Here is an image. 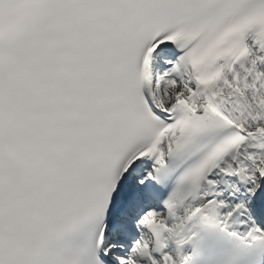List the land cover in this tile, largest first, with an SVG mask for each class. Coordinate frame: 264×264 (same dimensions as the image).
Masks as SVG:
<instances>
[{"label":"snow or ice","instance_id":"1","mask_svg":"<svg viewBox=\"0 0 264 264\" xmlns=\"http://www.w3.org/2000/svg\"><path fill=\"white\" fill-rule=\"evenodd\" d=\"M264 0H0V264H264Z\"/></svg>","mask_w":264,"mask_h":264}]
</instances>
